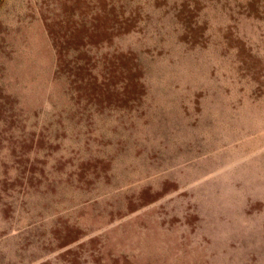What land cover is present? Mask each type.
I'll return each instance as SVG.
<instances>
[{
	"label": "rangeland",
	"instance_id": "1",
	"mask_svg": "<svg viewBox=\"0 0 264 264\" xmlns=\"http://www.w3.org/2000/svg\"><path fill=\"white\" fill-rule=\"evenodd\" d=\"M0 264H264V0H0Z\"/></svg>",
	"mask_w": 264,
	"mask_h": 264
}]
</instances>
